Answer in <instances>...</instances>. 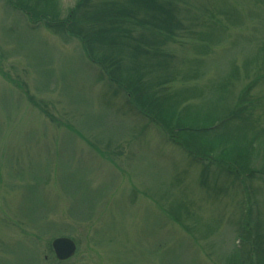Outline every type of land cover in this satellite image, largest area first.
Masks as SVG:
<instances>
[{"label":"rangeland","instance_id":"rangeland-1","mask_svg":"<svg viewBox=\"0 0 264 264\" xmlns=\"http://www.w3.org/2000/svg\"><path fill=\"white\" fill-rule=\"evenodd\" d=\"M22 1L59 24L0 0V264H264V0H89L94 59L81 0ZM227 115L205 136L243 182L166 131Z\"/></svg>","mask_w":264,"mask_h":264},{"label":"trees","instance_id":"trees-1","mask_svg":"<svg viewBox=\"0 0 264 264\" xmlns=\"http://www.w3.org/2000/svg\"><path fill=\"white\" fill-rule=\"evenodd\" d=\"M87 1L89 0H81L78 3V5L75 7V10H73L72 13L68 16L69 17V19H67L68 21L65 24L63 23V26L64 27L67 26L69 28V32H71L73 35H78L82 37V40L84 41L85 46L88 47L86 48L87 55L94 59L95 53L93 50L92 41L95 36L91 38L88 34L79 35L78 32H76L75 30V23H76L74 19L75 12L80 5L82 4L85 5ZM11 3L16 8H20L22 11L26 12L29 15L30 19L33 21V24H39L41 21H45L46 24L50 26H56L57 24H59V21L57 22L56 20L52 19V16H51L52 12H48V9L44 7L46 6V4H42V2H40L39 6L37 7L38 9L34 8L33 6H29L28 3H23L22 0H11ZM104 38H107L108 43L114 46L115 40L109 39L106 35H102L100 38V41L104 40ZM99 63L103 66V69L106 70L107 75H109L111 79L115 78L114 74H116V71H118L119 68L121 70L123 66L121 60L117 58H115L111 64L109 62L106 63L105 60H100ZM122 82L123 81L120 80L119 83L123 85L124 89H126L128 96L132 99L134 103H136L143 111L147 113L146 115L148 116H167L169 115V110L168 109L165 110V108L163 107L161 103L156 102V100L154 99H149L150 96H148L147 91L145 89H140L141 87L138 82L131 84L132 86L131 89ZM174 113L171 116H174ZM182 118H183L182 116L177 117L178 124L176 121L175 122L173 121V123L168 126L169 129L166 130L168 135H171L170 137L174 139V141H177L178 143L180 142V144L184 145L186 149L188 148V150L190 149L194 153L196 152V154L200 155V156L198 155V157L207 158V159L210 158L212 160L215 159V162L217 160L225 158V160L227 159V161L231 163L230 165L237 164L235 162L237 159L235 161L234 160L229 161L228 158L221 153V151L217 153L216 151L218 150L213 149V147L216 146V142L214 140L211 141V139H208L207 137L208 136L207 134H210V133L212 134L214 130H217V132H219L221 130L220 128L226 127L227 123L231 121L232 118H234V115H230V116L227 115L225 117H222L221 119H219L217 123L209 125V126L203 123L200 126L198 125L194 126L184 121ZM154 119L161 124V121L157 117ZM239 155L241 156L242 154H239ZM237 162H240V161L238 160ZM225 163L227 162L224 161V164ZM229 169H231L230 171L233 172L234 174H237L238 172L237 175L239 176L242 182L244 180L243 177H245L244 174H250L246 172V170L240 166L234 168L232 165V167L230 166ZM243 189L246 193L247 188H245L244 185H243ZM253 252H255V250H252V253ZM249 256L251 258V252L248 254V257ZM251 261H252V258H251ZM245 263L252 264V262L250 263L249 259L245 261ZM257 264H260V263L258 262Z\"/></svg>","mask_w":264,"mask_h":264},{"label":"water","instance_id":"water-1","mask_svg":"<svg viewBox=\"0 0 264 264\" xmlns=\"http://www.w3.org/2000/svg\"><path fill=\"white\" fill-rule=\"evenodd\" d=\"M52 246L57 258L60 260L71 258L77 249L75 241L69 237H59L54 239Z\"/></svg>","mask_w":264,"mask_h":264}]
</instances>
